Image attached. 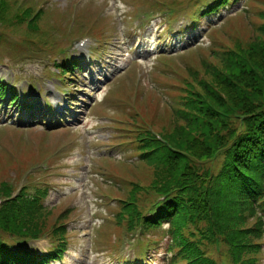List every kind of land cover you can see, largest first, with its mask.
Returning <instances> with one entry per match:
<instances>
[{
  "label": "rangeland",
  "instance_id": "1",
  "mask_svg": "<svg viewBox=\"0 0 264 264\" xmlns=\"http://www.w3.org/2000/svg\"><path fill=\"white\" fill-rule=\"evenodd\" d=\"M41 1L45 3L46 8L55 12V9H69L78 0ZM97 1L101 6L85 7L87 3H84L79 7V18L82 17L87 23L86 29L91 27L88 20L93 18H95L93 22L100 21L101 26L112 23L109 32H114L112 38L114 44L108 47L107 56L102 60L104 67L108 70L101 69L99 66L95 67V62L99 60L91 58L93 74L89 71L85 74L87 80L84 79L83 70L87 63L83 65L82 61L79 66L82 72L78 74V78L75 82H67L80 91V96L75 95L79 98L74 102L77 105H70V107L74 112L82 113L81 122L74 125L71 130H66L69 125L63 124V131H49L51 133L45 135L43 131H48L47 129L36 125L35 122L32 125L23 126L25 117L19 120L20 116L15 114L16 108L12 106L9 108L7 104H3L4 102L0 103V173L4 162L28 169L34 165V162H38L40 158L35 161L33 159V156L38 154L35 147L39 146V142L34 138L40 139L41 134H43L42 140L51 137L43 147H39L43 149L58 148L66 143L73 133L77 134L74 138L75 145L66 153L71 156L70 163L73 167L66 171L70 177L56 180L57 184L61 183V186L56 187L61 192L51 191L49 196L47 205L52 206L57 203L61 205L56 212L46 217L49 227L45 231L52 232L54 227L64 223L62 218L57 217L62 212V208L65 209L73 203L78 207V212L66 224L69 228L70 240L66 241L64 248H68V252L64 254L62 262L51 264H122L119 261L120 250L122 251L120 257L129 261L135 251H139V256H142L140 247L148 248V253L156 257L157 261L154 264H165L164 260L168 258L165 255L168 240L163 238L159 230L148 240L139 236L138 233L129 234L127 237L129 245L119 250L111 249L114 246H121L123 241L118 237V235L121 236L122 229L112 224L114 216L109 205L114 208L119 207L117 202L113 204L112 201L123 196L120 191L124 188L125 182L130 180L142 186H148L152 181L151 169L129 165L132 162L136 163L140 154L136 144L131 141L138 135L137 131L141 126L147 127L151 132L161 130L171 111L170 108L178 97L179 85L188 78L187 72L191 68L199 69L200 62L212 60L214 56L212 50L216 48L218 50V47L228 44L230 37L236 40L237 35H241L246 41L252 37L253 26L262 24L260 15L264 12V0H232L230 9L227 7L222 16H216L209 22L201 23V26L193 31L185 30L183 27L192 20L190 15L196 10L193 8L195 1L182 0L178 9H174L175 15L180 20L177 17L152 14L150 19L155 22L145 31L133 30L132 27L135 26L130 20L135 16L136 10L142 11L144 17L149 12L157 10L155 6H152L156 0H141L135 5V9L130 6L129 0ZM207 1L197 0L196 3L202 6ZM236 1H238L237 4H235ZM49 4L52 6L49 7ZM100 9L103 15L97 17ZM138 15L139 13L135 17ZM46 19L49 31L59 28L56 37H60L63 23L58 19L53 20L51 15H47ZM52 20L54 28L51 26ZM195 24L198 23L192 25ZM97 31L91 30L92 34ZM105 32L107 31L103 30V33ZM18 40L21 41L14 35L3 36L0 39V59L6 65L3 66L5 68L3 70L7 71L5 73L0 69V73L5 75V80L10 84L14 83L19 90H23L27 100L38 103L44 99L45 94L48 100L54 96L58 98L60 96L58 93L54 95L48 89L53 83L56 85L58 83L50 79L48 75L50 72L55 73L51 56L58 54L59 44L53 45L54 47L41 52L36 57L20 61L22 56H31L32 51H20V56L15 58L13 51ZM77 41L70 45L71 48ZM77 47L76 44L72 55L66 53L68 60L86 58L87 51L76 52ZM135 47L143 49L142 53H138L142 55L141 59L136 56L137 50H133ZM61 63L62 61H58L56 64ZM140 67L143 69L141 82L140 74L136 73V69ZM98 73L108 78L105 83H100L99 87H96L95 83L91 87L87 82L90 80V74L95 78ZM175 78H178L179 85ZM65 86L69 89L73 88L69 85ZM67 110L69 114L66 119L69 120L70 110ZM74 115L77 114L74 113ZM18 123L21 126L16 125ZM50 156L54 161L60 157L56 156V152ZM63 163L67 162L63 160ZM77 165L83 166L82 168L74 167ZM79 170L85 172L80 173ZM7 174L9 178L0 174V179L16 182V172L11 170ZM26 174L27 171L24 170L19 176L25 177ZM69 196L71 199L64 200ZM154 198L150 196L151 200ZM110 218L112 223L101 228ZM48 240L37 248L39 253H45L47 248H50L51 244ZM148 241L163 247H159L156 254V250H150L147 247ZM262 264H264V253Z\"/></svg>",
  "mask_w": 264,
  "mask_h": 264
},
{
  "label": "trees",
  "instance_id": "2",
  "mask_svg": "<svg viewBox=\"0 0 264 264\" xmlns=\"http://www.w3.org/2000/svg\"><path fill=\"white\" fill-rule=\"evenodd\" d=\"M171 1L182 4L162 2ZM26 6L15 12L9 0H0V27L17 29L25 40L34 38L38 52L93 31L92 25L86 29V23L76 22L69 33L51 37L41 28L47 26L45 11L37 10L34 1ZM260 19L247 41L241 35L230 37L228 44L212 50V60L200 62L198 72L189 70L191 82L179 85L180 100L160 130L164 142L144 126L133 139L140 151L138 166L151 169L152 181L148 186L124 183L117 226L133 230L142 216L140 203L152 205L150 196L171 194L154 215L159 224L150 222L156 227L168 219L169 264H262L264 12ZM20 169L4 162L0 174L9 178L8 171ZM8 181L0 179V264H15L13 248L49 227L40 201L26 195L31 188L14 198L16 188ZM58 232L54 228L50 236ZM32 261L27 257L18 264Z\"/></svg>",
  "mask_w": 264,
  "mask_h": 264
}]
</instances>
